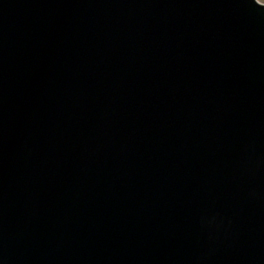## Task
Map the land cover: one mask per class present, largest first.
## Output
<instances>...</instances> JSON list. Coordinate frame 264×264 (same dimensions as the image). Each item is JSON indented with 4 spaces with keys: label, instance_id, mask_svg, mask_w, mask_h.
Segmentation results:
<instances>
[{
    "label": "water",
    "instance_id": "obj_1",
    "mask_svg": "<svg viewBox=\"0 0 264 264\" xmlns=\"http://www.w3.org/2000/svg\"><path fill=\"white\" fill-rule=\"evenodd\" d=\"M0 264H264V4L0 0Z\"/></svg>",
    "mask_w": 264,
    "mask_h": 264
},
{
    "label": "snow or ice",
    "instance_id": "obj_2",
    "mask_svg": "<svg viewBox=\"0 0 264 264\" xmlns=\"http://www.w3.org/2000/svg\"><path fill=\"white\" fill-rule=\"evenodd\" d=\"M259 3L264 4V0H259Z\"/></svg>",
    "mask_w": 264,
    "mask_h": 264
}]
</instances>
